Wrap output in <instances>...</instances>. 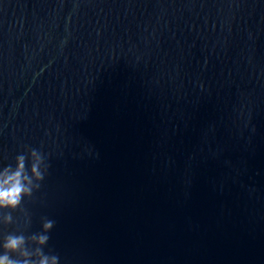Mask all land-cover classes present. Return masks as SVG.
<instances>
[{"label":"water","instance_id":"water-1","mask_svg":"<svg viewBox=\"0 0 264 264\" xmlns=\"http://www.w3.org/2000/svg\"><path fill=\"white\" fill-rule=\"evenodd\" d=\"M21 156L17 264L47 220L59 264H264V0H0V181Z\"/></svg>","mask_w":264,"mask_h":264},{"label":"clouds","instance_id":"clouds-1","mask_svg":"<svg viewBox=\"0 0 264 264\" xmlns=\"http://www.w3.org/2000/svg\"><path fill=\"white\" fill-rule=\"evenodd\" d=\"M33 154H36V150H33ZM31 172L37 178V180H42L43 175L39 172V164H32ZM5 169V174H7L6 179L0 181V207L15 208L17 207L24 196L31 195V188L24 183L25 179H28L25 173V160L24 157H18L17 169L15 172H11ZM54 221L47 220L43 224V232L35 235L36 242L42 247L37 249L38 259L30 260L25 259L23 264H59V257L55 254H49L44 251L43 246L47 245L49 240L48 233L54 227ZM27 244V239L23 235L9 236L4 243L3 247L5 249V254L0 256V264H17L13 261L8 253H16L21 250V247ZM22 256H27V249L21 253Z\"/></svg>","mask_w":264,"mask_h":264}]
</instances>
